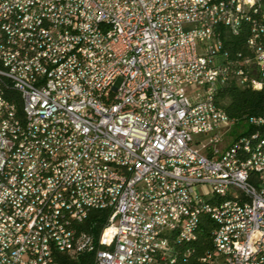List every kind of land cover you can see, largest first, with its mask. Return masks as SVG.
<instances>
[{
	"label": "built area",
	"instance_id": "obj_1",
	"mask_svg": "<svg viewBox=\"0 0 264 264\" xmlns=\"http://www.w3.org/2000/svg\"><path fill=\"white\" fill-rule=\"evenodd\" d=\"M228 3L0 0V75L30 109L19 122L0 97V264H172L208 208L215 252L202 263L264 264V122L247 120L256 148L241 161L236 123L210 100L220 86L264 91V0H239L247 38H218ZM226 183L242 194L208 206ZM91 211L109 214L99 239L81 231Z\"/></svg>",
	"mask_w": 264,
	"mask_h": 264
},
{
	"label": "trees",
	"instance_id": "obj_2",
	"mask_svg": "<svg viewBox=\"0 0 264 264\" xmlns=\"http://www.w3.org/2000/svg\"><path fill=\"white\" fill-rule=\"evenodd\" d=\"M0 97L22 107L20 95L16 93L6 79H0ZM219 104L220 106L222 105V108L224 107L232 120L237 121L234 126L233 136L236 139H240L242 136H248L254 131L251 128L246 130L249 128L247 125L249 118L264 116V91L255 92L236 87H227L219 93ZM108 217L109 214L107 212L91 211L81 226V231L92 234L96 239H99L108 221ZM215 228L212 221L202 219L196 241L188 244V249H191L190 257H183V254L186 252V245L179 247L177 264H203L202 259L206 255L215 252L212 240ZM95 260L96 256L94 253L84 254L77 259H72L68 255L59 256L60 264H95ZM205 264H210V262L205 260Z\"/></svg>",
	"mask_w": 264,
	"mask_h": 264
},
{
	"label": "bare ground",
	"instance_id": "obj_3",
	"mask_svg": "<svg viewBox=\"0 0 264 264\" xmlns=\"http://www.w3.org/2000/svg\"><path fill=\"white\" fill-rule=\"evenodd\" d=\"M228 10H231L228 14V22L226 25H218V38H228L229 31H233L234 28L238 29V35L240 38H247L248 33L252 27V17L251 11H244V20H238L239 16V0H229ZM207 12H214V4H207ZM220 56L222 60H230V53L228 51V45H220ZM231 74V65H224V69H220V76H227ZM0 79H6L4 75H0ZM7 80V79H6ZM2 81V80H1ZM13 89L20 95L22 100V107H19L16 103H13V109L15 114L19 117V122L29 123L30 122V109L26 103V97L24 94V89L18 87L16 84L10 83ZM19 84H28L27 76H19ZM227 86H220V88H213L210 92V100H218L219 93ZM221 95V94H220ZM8 103H12L7 100ZM212 109L220 110L219 101H212ZM221 116L223 119H227L230 123H236L237 121L232 120L224 107L221 105ZM259 120L264 122V116L258 117ZM242 145H246V150H241V161H248V152H254L256 148V140L254 137L242 136ZM246 182L253 187H260L262 185V178H260V173L255 165L246 166ZM234 194H242V185L240 183H226L224 184L223 190L217 192V197L207 198L208 206H216L219 204V200L231 199ZM216 208H208V212H199V219H197V227L202 221V219H208L215 224ZM197 234H194L192 239L188 244L196 241ZM183 245H177L175 247V256L173 257L172 264H177L178 261V248ZM186 257V252L183 254ZM258 257L264 258V249L258 250ZM209 261L210 264H215V261Z\"/></svg>",
	"mask_w": 264,
	"mask_h": 264
},
{
	"label": "rangeland",
	"instance_id": "obj_4",
	"mask_svg": "<svg viewBox=\"0 0 264 264\" xmlns=\"http://www.w3.org/2000/svg\"><path fill=\"white\" fill-rule=\"evenodd\" d=\"M188 92H189V90H188ZM234 129H235V128H233V129H232V132H231V133H233V132H234Z\"/></svg>",
	"mask_w": 264,
	"mask_h": 264
}]
</instances>
